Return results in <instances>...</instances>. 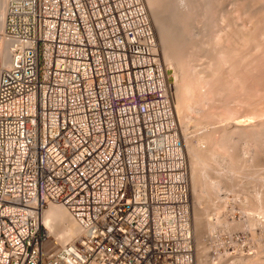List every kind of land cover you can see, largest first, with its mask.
I'll list each match as a JSON object with an SVG mask.
<instances>
[{"label":"built area","instance_id":"1","mask_svg":"<svg viewBox=\"0 0 264 264\" xmlns=\"http://www.w3.org/2000/svg\"><path fill=\"white\" fill-rule=\"evenodd\" d=\"M1 35L0 264H196L172 83L143 0H11ZM217 203L220 253L251 256L252 203ZM50 204L77 239H50Z\"/></svg>","mask_w":264,"mask_h":264},{"label":"rangeland","instance_id":"2","mask_svg":"<svg viewBox=\"0 0 264 264\" xmlns=\"http://www.w3.org/2000/svg\"><path fill=\"white\" fill-rule=\"evenodd\" d=\"M150 1V0H149ZM154 1V2H153ZM157 1L158 0H151L149 3V8L147 7V4L146 3V0H143V3L144 5H146V10H147V13H148V16H149V19L151 21V24L153 23L152 20H151V16L149 15V9H153L154 7H156L157 5ZM228 1V2H227ZM234 1V2H233ZM214 0V3L216 5H214V9L212 10L213 12L210 11V20H212L211 22V26L210 24L209 25H206V23H204L205 21V16L207 14H209V12L206 11V1L204 0H197L195 2H197V4H195V8L197 7V11L196 13L198 14L197 15V20H194L196 22V24L192 27V32H191V36L194 38L193 35L196 34V39H195V43L198 45L197 48H196V51H193L191 49H189L188 47L186 48V57L184 56H181V61L180 59L178 60H173L171 61V59H169V57H166L168 60L166 61V63H164V58H163V55L167 56L170 55V48H167V46H165L163 42L164 39H162V41L160 40L159 36L156 35V32L154 30V33H155V36H156V43H157V54H158V58H159V61L160 63L162 64V66L167 70V73L170 77V81L172 83V86L176 88L179 87H182L181 85L185 82V85L187 84V86H190L189 87H192V88H189V90H186L188 91V95L186 94H183V95H186V96H183L181 95L182 99L186 102L185 107H183V105L181 104L182 103V99L180 100V104H181V107L179 106V110H178V106L176 105L175 107V104L173 102V97H172V106H173V110H174V115H175V118H176V121L178 122V125H179V130H180V136H181V139H182V143H183V147H184V152H185V156H186V159H187V163H188V169H189V186H190V192H191V179H190V172H191V168H193L195 165H196V161L197 163L199 162L200 163V167L198 165V167H196V172L195 170H193L194 174L198 173L200 174L199 175V180L196 182V187H197V191H199L197 193L198 195V199L196 198L198 202V205H196L194 208V210H196L195 212H200L202 209V211L200 212L204 218L206 220L208 219H211L210 221L213 223L215 220L217 215L216 213H220V210L222 208V206H220V209L218 208L217 211H214V207H218V203H217V200H219L221 198V196L223 197H231V196H238L240 197L241 199L243 198L245 201H247L248 204H250V202L252 203V206H253V197L254 195L257 196V193H260L262 195V197H264V113H261V112H264V78L261 77L262 75L264 76V54L261 55V53H264V35L261 34V30L264 28V19L262 18V15H261V7H258L259 5L255 4L256 6H252V12H254V16H255V19L258 20V16H259V20H255V23L253 24L252 22H249L250 20L247 19V16L244 15V8H248V7H245L244 5L242 6V3L246 0ZM242 1V3H241ZM1 2V0H0ZM228 3V4H227ZM247 2H244L243 4H245ZM156 4V5H155ZM202 4V5H201ZM225 4V5H224ZM240 7H238V6ZM199 6V7H198ZM230 6V7H229ZM223 7V8H222ZM226 7V8H225ZM234 7V8H233ZM238 7V8H237ZM243 7V8H242ZM192 8V9H193ZM242 8V10H241ZM193 9V10H194ZM232 9V10H231ZM236 11H234V10ZM240 9V10H239ZM255 10V11H254ZM199 11V12H198ZM228 11V12H227ZM260 11V12H259ZM205 12V13H204ZM207 12V14H206ZM221 12V13H220ZM223 12V13H222ZM232 12V14H230ZM234 12V13H233ZM238 12V13H237ZM243 12V14H242ZM201 15V16H200ZM239 18H237V16ZM243 15V16H242ZM261 15V16H260ZM155 16V15H154ZM221 16V17H220ZM233 16V17H232ZM242 16V17H241ZM246 16V17H245ZM5 17V16H4ZM156 17V16H155ZM199 17V18H198ZM227 17V18H226ZM219 18V19H218ZM225 18V19H224ZM229 18V19H228ZM165 19V21L168 22V20H166L167 18H163ZM218 19V20H217ZM228 19V20H227ZM246 19V20H245ZM226 20V21H225ZM245 20V21H243ZM248 20V21H247ZM164 21V20H163ZM164 21V22H165ZM223 21V22H222ZM235 21V22H234ZM242 21V22H241ZM163 22V23H164ZM228 23V25H227ZM169 26L167 23H164V26ZM200 24V25H199ZM205 24V25H204ZM234 24V25H233ZM241 24V25H239ZM248 24V25H246ZM153 25V24H152ZM219 27L218 29H216L217 27ZM262 25V26H261ZM166 26V30L168 32V34L170 33V29L169 27ZM199 26V27H198ZM207 27V28H204V27ZM227 26V27H226ZM229 26V27H228ZM245 26V27H244ZM252 26V27H250ZM153 27V26H152ZM196 27V29L194 28ZM203 27V29H201ZM216 27V28H215ZM231 27V29H230ZM248 27V28H247ZM169 30H168V29ZM194 28V30H193ZM197 28H200V29H197ZM223 28V30H222ZM252 28L251 32L249 31L250 29ZM261 28V29H260ZM154 29V27H153ZM215 29V30H214ZM223 31H221V30ZM234 29V30H233ZM245 29V30H244ZM247 29V30H246ZM258 31H257V30ZM165 28H164V31H166ZM197 30H201V31H197ZM220 30V31H219ZM227 30V31H226ZM233 30V31H232ZM207 31V33H206ZM228 31H231L228 33ZM242 31H245V32H250L253 34H255V36L253 35L251 39V41H253L251 44L246 45V43H244V39L243 38H239V37H243V35L241 36V34H244L245 32L242 33ZM1 32V31H0ZM198 32V33H197ZM203 32V33H202ZM214 32V33H213ZM237 32V33H236ZM240 32V33H239ZM225 33V34H223ZM235 33V34H233ZM227 34V35H226ZM240 34V35H238ZM167 35V34H166ZM211 35V36H210ZM234 35V36H233ZM237 35V36H236ZM252 35V34H250ZM262 35V36H260ZM0 36H2L0 34ZM223 37V38H221ZM239 39H238V38ZM212 38V39H211ZM207 39V40H206ZM230 39V41H229ZM233 39V41H232ZM237 41H236V40ZM225 40V41H224ZM212 41V42H211ZM232 41V42H231ZM255 41H258L256 42L255 44H253ZM214 42V44H213ZM231 42V43H230ZM240 42V43H239ZM242 42V43H241ZM204 43V44H203ZM220 43V45H219ZM226 43V44H225ZM233 43V44H232ZM235 43V44H234ZM238 43V44H237ZM214 46H213V45ZM237 44V45H236ZM239 44L241 46H239ZM243 44V46H242ZM247 46L245 47L244 46ZM234 48H231L232 46ZM237 47H236V46ZM207 47V48H206ZM213 47V48H212ZM224 47H227L226 49H224ZM247 49H245V48ZM204 48V49H203ZM208 50H206V49ZM217 48V49H216ZM231 48V49H230ZM238 48V49H237ZM240 48H242L240 50ZM254 48V49H253ZM198 49V50H197ZM166 50H169L168 52H166ZM239 50V51H238ZM245 50V51H244ZM254 50V51H253ZM189 51V52H188ZM200 53H199V52ZM212 53H210V52ZM221 51V52H220ZM224 51V52H223ZM227 51V53H225ZM231 51V52H230ZM238 51V52H236ZM243 51V52H241ZM250 51H252V53H250ZM234 52H235V57H234ZM259 54H258V53ZM195 54V57L193 56V54ZM197 53V54H196ZM218 53V54H217ZM220 53V54H219ZM222 53V54H221ZM241 54V56L239 54ZM247 53V54H246ZM258 54L259 57H257L258 55H255ZM184 54V55H185ZM207 54V56H206ZM226 54V55H225ZM231 54V55H230ZM183 55V54H182ZM204 58H202L201 56ZM216 55V57L214 56ZM220 56H223V59L221 57V59L218 57ZM239 55V56H238ZM253 55V56H252ZM260 55H261V58H260ZM190 56V57H189ZM208 56H211L208 58ZM215 58H214V57ZM227 56V57H226ZM238 56V57H237ZM248 56V57H247ZM255 56V57H254ZM193 57V59L191 58ZM230 57V58H229ZM237 57V58H236ZM208 58V59H207ZM211 58H214L212 60H210ZM226 58V59H224ZM234 58V59H233ZM240 58V59H239ZM242 58V59H241ZM244 58V59H243ZM247 58V59H245ZM190 59V60H189ZM192 59V60H191ZM220 59V60H218ZM228 59V60H227ZM233 63H230V61ZM237 59V61H236ZM252 61H251V60ZM255 59V60H254ZM263 59V60H262ZM197 60V61H196ZM200 60V61H199ZM218 62H217V61ZM225 62H224V61ZM247 60V61H246ZM254 60V61H253ZM169 61V62H168ZM182 63H180V62ZM190 62L188 63L189 65H187V62ZM202 61V63H200ZM211 61V62H210ZM262 61V63H261ZM173 62V63H172ZM186 62V63H185ZM206 62V63H205ZM227 62V63H226ZM238 64V66H236V64ZM240 62V64H239ZM255 62V63H254ZM168 63V64H167ZM209 63V64H208ZM217 63V64H216ZM219 63V64H218ZM246 64V65H243ZM179 64V65H178ZM184 64V65H183ZM211 64V65H210ZM242 64V66H241ZM250 64V65H249ZM254 66H253V65ZM177 65V66H175ZM202 65V66H201ZM231 65V66H229ZM233 65V66H232ZM249 65V66H248ZM256 65H257V68H256ZM262 65V66H260ZM191 66H195V67H191ZM205 66V67H204ZM210 66V67H209ZM221 66V67H220ZM244 66V67H243ZM253 66V67H252ZM259 66V67H258ZM182 67L184 69H182ZM213 67V68H212ZM214 67L216 69H214ZM218 67V68H217ZM238 67L240 69H238ZM250 67V68H249ZM255 67V68H254ZM191 70H190V69ZM199 68V70H198ZM211 68V69H210ZM220 68V69H219ZM234 68V69H233ZM242 68V70H241ZM254 68V69H253ZM188 69V71H187ZM194 69V70H193ZM219 69V71L217 70ZM225 69V70H223ZM232 69V70H231ZM237 69V70H236ZM256 69V70H255ZM262 69V70H261ZM181 70V71H180ZM186 70V71H185ZM190 70V71H189ZM197 70V72H196ZM207 72H206V71ZM210 70V71H209ZM218 71V72H215ZM245 70V72H244ZM255 70V71H254ZM258 70V71H257ZM195 71V72H194ZM208 71H209V74L212 75L211 79H210V76L208 74ZM213 71V72H211ZM229 71V72H228ZM238 71V72H237ZM261 71V73H260ZM181 72V73H180ZM223 72V73H222ZM235 72V73H233ZM243 72V74H242ZM247 72V73H246ZM179 73V74H178ZM193 73V75H192ZM200 73V74H199ZM213 73V74H212ZM217 73V74H216ZM228 73V74H226ZM238 73V74H237ZM252 73H255V74H252ZM203 74V76H202ZM206 74V75H205ZM216 74V75H215ZM223 74V75H222ZM236 76H235V75ZM242 74V75H241ZM192 75V76H191ZM219 75V76H218ZM238 75H241V78L238 76ZM255 75L253 78L252 76ZM183 78H182V77ZM199 76V77H198ZM214 76V77H213ZM223 76L224 79L222 78ZM229 76V77H228ZM239 78H238V77ZM184 77H185V80H184ZM187 77V78H186ZM190 77V79H189ZM208 77V78H207ZM216 77H219V78H216ZM228 77V80L227 79ZM231 77V79H230ZM244 77V78H243ZM247 77V78H246ZM257 77H260V78H257ZM179 78L181 80H179ZM205 78V79H204ZM215 78V80H214ZM222 78V79H221ZM226 78V79H225ZM237 78V79H235ZM246 78V82L244 81ZM262 78V79H261ZM193 81H192V80ZM209 79V80H208ZM218 79V80H217ZM250 79V80H248ZM259 79V80H258ZM184 80V81H183ZM217 80V82H216ZM238 80V81H237ZM242 80V81H240ZM255 80V81H254ZM258 80V81H257ZM262 80V81H261ZM181 81V82H180ZM191 81V82H190ZM197 81V82H196ZM201 81V82H200ZM220 81V82H219ZM227 81V82H226ZM232 83H231V82ZM260 81V82H259ZM194 84H193V83ZM209 82V83H208ZM216 82V83H215ZM230 82V83H228ZM236 82V83H235ZM241 82V83H240ZM255 84H254V83ZM262 82V83H261ZM182 83V84H181ZM200 83V85H199ZM206 83V84H205ZM218 83V84H217ZM227 86L229 84H231L230 86L227 87L226 89V84ZM239 83V84H238ZM181 84V85H180ZM212 84V85H211ZM219 84H222V85H219ZM225 84V86H224ZM234 84V85H233ZM241 84V85H240ZM245 84H246V87H245ZM249 84V85H248ZM262 84V85H261ZM238 85H240L238 87ZM194 86V88H193ZM202 86V87H201ZM208 86H211V87H208ZM213 86V87H212ZM218 86V87H216ZM250 86V88L248 87ZM225 87V88H223ZM230 87V88H229ZM244 87V88H243ZM248 87V88H247ZM252 87V88H251ZM254 87V88H253ZM261 87V89H260ZM176 88V89H177ZM206 88V89H205ZM209 88V89H207ZM211 88V89H210ZM221 88V89H220ZM229 88V91L227 92ZM236 88V89H235ZM247 88V89H246ZM196 89V90H195ZM219 89V90H218ZM224 89V90H223ZM231 89V90H230ZM234 89V90H233ZM246 89V90H245ZM255 89V91H253ZM263 89V90H262ZM200 90H202V93L200 94ZM209 90V91H208ZM217 90V92H216ZM221 90V91H220ZM258 90V91H257ZM207 91V92H206ZM232 91H235V92H232ZM247 91V92H246ZM255 92L253 94V92ZM174 92V88H172V96H173V93ZM193 92V93H192ZM206 92V93H205ZM226 92V93H225ZM187 93V92H186ZM195 93H197L195 95ZM207 93L209 95H207ZM212 93V94H211ZM234 93V94H233ZM241 94V98H239L240 94ZM249 93V94H247ZM261 93V94H259ZM203 94V95H202ZM206 94V95H204ZM216 94V95H215ZM221 94V95H220ZM247 94V95H246ZM202 95V96H201ZM212 95V96H211ZM228 95L229 97H232V98H228ZM249 95V96H248ZM255 95V96H254ZM260 95V96H259ZM198 96V97H196ZM200 96V98H199ZM205 96V97H203ZM237 98H235V97ZM245 96V97H244ZM192 97V98H190ZM196 97V98H195ZM249 100H248V98ZM263 97V98H262ZM185 98V99H184ZM212 98V99H211ZM221 98V99H220ZM225 98V99H224ZM198 99V100H197ZM210 99V100H209ZM216 99V100H215ZM231 99V100H230ZM241 99H245V101L241 100ZM253 99V100H252ZM255 99V101H254ZM259 101H258V100ZM189 100V101H188ZM238 100V101H237ZM257 100V101H256ZM203 101V102H202ZM224 101V102H222ZM242 101V102H241ZM183 102V103H185ZM190 102V103H189ZM198 102V103H197ZM205 102V103H204ZM207 102V103H206ZM227 102V103H226ZM248 102V103H247ZM210 105H209V104ZM223 103V104H222ZM232 103V104H231ZM260 103V104H259ZM262 103V104H261ZM248 104V105H247ZM194 105V106H193ZM203 105V106H202ZM228 105V106H227ZM246 105V106H245ZM261 105V107H259ZM263 105V106H262ZM256 106V107H255ZM259 108H258V107ZM234 107V110L233 108ZM242 107V108H241ZM245 107V109H244ZM252 107V108H251ZM181 108H184L181 110ZM188 108V109H187ZM204 108V109H203ZM229 110H228V109ZM254 108V109H253ZM212 109V110H211ZM222 109V110H221ZM248 109V110H247ZM252 109V110H250ZM256 109V110H255ZM177 110V111H176ZM188 110V111H187ZM211 110V111H210ZM237 110V111H236ZM239 110V111H238ZM244 110V111H243ZM259 110V111H258ZM179 111V112H178ZM181 111V112H180ZM223 111V112H222ZM236 111V112H235ZM251 111V113H250ZM254 111V112H253ZM185 112V113H184ZM225 112V113H224ZM235 112V113H234ZM237 112H241V113H237ZM246 112H249V113H246ZM260 112V113H259ZM210 113V114H209ZM215 113V116L214 114ZM213 114V115H211ZM218 114V115H217ZM221 116H220V115ZM228 114V115H227ZM252 114V115H251ZM181 115V116H180ZM210 115V116H209ZM231 115V116H230ZM255 115V116H254ZM213 116V117H212ZM225 116V117H224ZM234 116V118L232 117ZM241 116V117H240ZM179 117V118H177ZM220 117V118H219ZM229 117V118H228ZM183 118V119H182ZM207 118V119H206ZM212 118V119H211ZM227 118V119H226ZM237 120H236V119ZM209 119L211 121H209ZM180 120V121H179ZM259 120V121H258ZM263 120V121H262ZM226 121V122H225ZM230 121V122H229ZM182 122V123H180ZM252 122V123H251ZM230 123V124H229ZM258 123V124H257ZM263 123V124H262ZM233 124V125H232ZM236 124V125H235ZM251 124V125H249ZM256 124V125H255ZM247 125V126H246ZM261 128H260V127ZM238 127V128H236ZM250 127V129H249ZM255 127V128H254ZM257 127V128H256ZM232 128V129H231ZM260 128V129H259ZM236 129V130H235ZM254 129V130H253ZM232 130V131H231ZM239 130V131H238ZM245 130V131H244ZM250 130V131H249ZM253 130V131H252ZM262 130V131H261ZM210 131V132H209ZM216 131V132H215ZM227 133H226V132ZM241 131V132H240ZM251 133L250 135L247 133ZM257 131V132H256ZM259 131V132H258ZM239 132V133H238ZM254 132V133H253ZM261 132V133H260ZM208 133V134H207ZM213 133V134H212ZM215 133V134H214ZM233 133V134H232ZM247 133V134H246ZM254 135H253V134ZM258 133V134H257ZM263 133V134H262ZM211 134V137H209ZM237 134V135H236ZM245 134V135H244ZM203 135V136H201ZM239 135V136H238ZM242 135V136H241ZM247 135V136H246ZM249 135V137H248ZM254 137V136H257L259 137L258 139H261L259 140L260 143H256L254 140H256V138H252L251 137ZM206 136V137H205ZM209 139H208V137ZM219 136V137H218ZM225 136L224 138H221ZM247 138H246V137ZM217 137V138H216ZM204 138V140H203ZM207 138V141L205 140ZM214 139V141L212 142V140ZM217 139V140H216ZM225 139V140H224ZM235 139V140H234ZM241 139V140H240ZM251 139H254L251 141ZM191 140V141H190ZM229 140V141H227ZM245 140V142H244ZM206 141V142H204ZM210 141V142H209ZM216 141V142H215ZM222 143H221V142ZM224 141V142H223ZM228 144H227V142ZM231 141L233 143H231ZM243 141V142H242ZM185 142L192 145L191 147H194L195 151L197 150V153L201 151V153H206L205 155L208 154V156H206V158L203 160L204 164L205 165H202L201 162L202 161H199L196 158L197 154L195 155L194 157V152L193 150L190 152V151H186L187 147L185 145ZM213 143V146H211V144ZM220 142V143H219ZM237 142V144H236ZM239 142V143H238ZM242 142V143H241ZM249 142V143H248ZM211 143V144H210ZM248 143V144H247ZM199 144V145H198ZM203 144V145H202ZM210 144V146L208 145ZM221 144V145H219ZM224 144V146H223ZM230 144V145H229ZM234 144V145H233ZM237 146H236V145ZM204 145H207V146H204ZM229 145V147H228ZM242 145V146H241ZM250 145V146H249ZM254 145V146H253ZM259 145V146H258ZM204 146V148H203ZM232 146V147H231ZM244 146V147H243ZM261 146V147H260ZM211 147V148H210ZM215 147H217L218 149H216ZM226 147L228 149H226ZM231 147V148H230ZM199 148V149H198ZM201 148V149H200ZM206 148V149H205ZM214 148V149H213ZM225 148V149H224ZM230 148V150H229ZM234 148L235 151H234ZM250 148V149H249ZM260 148V150H259ZM263 148V149H262ZM213 149V150H212ZM221 149H223V151H221ZM200 150V151H199ZM217 150V151H216ZM218 150L221 152H218ZM229 150V151H228ZM237 150V152H236ZM243 150V151H242ZM258 150V151H257ZM262 150V152H261ZM235 153H234V152ZM193 152V153H192ZM218 152V154L216 153ZM231 152V153H230ZM246 152V153H245ZM261 152V153H260ZM190 153V154H189ZM228 155H227V154ZM230 153V154H229ZM259 153V154H258ZM199 154V153H198ZM203 154V155H204ZM210 154V155H209ZM213 154V155H212ZM222 154V156L220 155ZM231 154H234L235 156L239 157L238 159L240 160V164H243L242 166H239V164H237L234 161H232L233 163H231V161L229 160H233V158L235 157L234 155L232 156ZM257 158H255V155ZM201 155V154H199ZM203 155L199 156V157H202ZM204 155V156H205ZM215 155V156H214ZM225 155V156H223ZM227 155V157H226ZM213 158L211 159L210 158ZM220 156V157H219ZM229 156L231 159H229ZM216 157V158H215ZM223 157V158H221ZM225 157V158H224ZM244 157L246 159H244ZM209 158V159H207ZM222 160H221V159ZM227 158V159H226ZM236 158V157H235ZM257 159V160H255ZM191 161V164H190V161ZM215 161V163L213 161ZM226 160V161H225ZM243 160V161H242ZM255 160V161H254ZM207 161V162H206ZM209 161V162H208ZM214 163H212V162ZM217 161V162H216ZM248 161V162H247ZM253 161V162H252ZM202 162V163H203ZM235 162V163H234ZM245 162V163H243ZM253 165H252V163ZM256 162V163H255ZM259 162V163H258ZM194 165H193V164ZM217 163V165H216ZM225 163V164H224ZM230 163V164H229ZM258 164H260L262 166L263 164V167L260 169L259 167H257ZM221 166H220V165ZM227 164V165H226ZM229 164V165H228ZM250 165V170L247 171L249 169V165ZM219 165V166H218ZM223 165V167H222ZM231 165H233L234 167H231ZM238 165V166H236ZM248 165V166H247ZM256 165V166H254ZM259 165V166H260ZM193 166V167H192ZM206 166V167H205ZM226 166H229V168H227ZM204 167V168H203ZM226 167V168H225ZM236 167V168H235ZM242 167L246 168V169H243ZM251 170V168H253ZM207 168V169H206ZM238 168V170H237ZM240 168V169H239ZM256 168H259V169H256ZM200 169V170H199ZM203 169V170H202ZM226 169V170H225ZM231 169V170H230ZM235 170L237 172H233L232 171ZM244 171H243V170ZM198 170V172H197ZM230 170V171H229ZM240 170V171H239ZM258 170V171H256ZM262 170L263 173L260 171ZM240 173H239V172ZM245 173H243V172ZM256 171V173H255ZM233 172V173H232ZM248 172L250 174H248ZM255 174H258V175H255L254 176V173ZM258 172V173H257ZM235 173V174H234ZM239 175H238V174ZM260 173V174H259ZM263 175H262V174ZM197 174V175H198ZM246 176H245V175ZM248 174V175H247ZM229 175V176H228ZM244 177L242 178L241 177ZM262 175V176H261ZM237 176V177H236ZM253 176V178H252ZM258 176V177H256ZM260 177H263L261 179H263V182H261L259 180ZM234 179V180H233ZM258 179V180H257ZM201 180V181H200ZM225 180V181H224ZM237 182H234L236 181ZM257 182H255V181ZM201 183H200V182ZM233 181V182H232ZM251 181V182H250ZM260 181V182H258ZM209 182V183H208ZM214 182V183H213ZM226 182V183H224ZM255 182V184L253 183ZM197 183H198V186H197ZM216 183V184H215ZM224 183V185H223ZM258 183H260V187L257 185ZM207 184V185H206ZM212 184V186L210 185ZM239 184V185H238ZM250 184V185H249ZM215 185H219V189L217 190V186ZM222 185V186H221ZM246 185V186H245ZM203 186V187H202ZM208 186V187H207ZM215 186V187H213ZM249 186V187H248ZM256 186V187H255ZM259 187V188H258ZM210 188V189H209ZM256 188V189H255ZM200 189V190H199ZM261 189V190H260ZM216 192H215V191ZM263 190V191H262ZM211 191V192H210ZM245 191V192H244ZM215 192V194H214ZM263 192V193H262ZM212 193V194H211ZM256 193V194H254ZM191 194V193H190ZM206 194V195H205ZM209 194V195H208ZM211 194V195H210ZM196 195V196H197ZM204 196V197H203ZM253 196V197H252ZM252 197V198H251ZM202 200V201H201ZM205 203V204H204ZM216 204V205H215ZM57 205V204H56ZM202 205V206H201ZM204 206V207H203ZM214 206V207H213ZM199 207V208H198ZM201 208V209H200ZM208 208V209H207ZM200 209V210H199ZM212 209V210H211ZM253 209H254V222H253V236H252V239H253V253L252 255L250 256L249 254L246 253V249H245V246L243 248V251H240L238 253H236L233 257H228V258H225V255L223 253H220V249H221V245L219 243V241L217 240H214L212 239V237L221 229H225L224 228V224H221V227H220V223L218 224H215L216 226L213 228V229H210V232H208V230H204L203 233L201 234L202 238L200 241H202V246L204 245V248L206 249L205 250V254H204V257L201 258V263H204V264H264V215H261V213H259V211L257 210V208L255 209L254 206H253ZM257 210V211H256ZM208 212V213H206ZM258 212V213H257ZM198 214V213H197ZM200 216V217H203V216ZM206 216V217H205ZM198 217H199V214H198ZM199 217V218H200ZM210 217V218H209ZM204 218H200V222L202 221L205 225V222L206 220ZM205 220V222H204ZM218 221V220H217ZM201 222V223H202ZM209 222V220H208ZM219 222V221H218ZM193 215H192V229H193ZM202 223V224H203ZM207 223V222H206ZM255 223V224H254ZM43 227L44 229L47 231L50 239L52 241H54V243L58 244V245H61L60 241L58 240L59 237L58 235H62L63 234V230L65 227H67V223H64L62 225H60V227H57L56 229H49L47 226H45L43 224ZM62 227V228H61ZM64 227V228H63ZM240 228H243L244 230L246 229V223L244 221V223L242 225H240ZM58 229H62V230H58ZM239 229V228H238ZM53 231V232H52ZM58 231V232H57ZM205 232V233H204ZM208 233V234H207ZM204 234H207L204 236ZM194 235V234H193ZM207 236V237H206ZM58 237V238H57ZM76 239V238H75ZM74 239V240H75ZM72 240V241H74ZM206 241V243H204ZM60 242V243H59ZM71 242V241H69ZM67 242V243H69ZM66 243V244H67ZM207 245V246H206ZM194 247H195V251H196V244H195V239H194ZM207 255V256H205ZM205 258H206V261H205ZM243 259V260H242ZM244 261V262H243ZM236 262V263H235Z\"/></svg>","mask_w":264,"mask_h":264},{"label":"bare ground","instance_id":"3","mask_svg":"<svg viewBox=\"0 0 264 264\" xmlns=\"http://www.w3.org/2000/svg\"><path fill=\"white\" fill-rule=\"evenodd\" d=\"M11 0H1V2H0V34H2V31H3V26H4V19H5V13H6V9H7V6H8V4H9V2H10ZM151 1V0H150ZM149 0H146V3L145 4H147V7L149 8L150 6H149V3H151ZM195 1H197V0H158L157 1V5H156V7H154L153 9H149V15L151 16V20H152V26L154 27V30H155V32H156V35L157 36H159V38H160V40L162 41V39H164L163 41H165V42H163V43H165L164 45L165 46H167V48H170L169 50H170V55H168L167 56V54H166V56H164L163 55V58H164V63H166V61L168 60L166 57H169V59H171V61H173V60H178V59H180V61H181V56H184V57H186V54H187V52L185 51L186 50V48L188 47L189 49H191V50H193V49H195V50H193V51H196V48H197V44L194 42L195 41V39H196V34L195 35H193L194 36V38L191 36V32H192V27L196 24V22L194 21V20H197V13H196V11H197V7H196V9H194L195 8V4H197V2H195ZM200 1V0H199ZM204 1H206V5H205V7H206V11L207 12H209V14H207V12H206V16L204 17L205 18V21H204V23H206V25H209L210 24V26L212 25L211 23V21L212 20H210V17H211V15H210V11L211 12H213L212 10L214 9V5H215V3H214V0H204ZM231 1H233V0H231ZM236 1V0H235ZM238 1V0H237ZM243 1V0H242ZM242 1H241V3H242ZM154 2V1H153ZM228 2V1H227ZM234 2V1H233ZM244 2H247V3H245V4H243ZM243 3H242V6L244 5L245 7H248V8H244V11L242 10V8H241V10L244 12V15H246L247 16V19L248 20H250L249 22H252L253 24L255 23V20H257V19H255V16H254V12H252L251 10L253 9L252 8V6H256L255 4H257V5H259L258 7H261V15H262V18L264 19V0H246V1H244ZM228 4V3H227ZM202 5V4H201ZM225 5V4H224ZM146 6V5H145ZM238 6V5H237ZM194 7V8H193ZM199 7V6H198ZM215 7H216V5H215ZM230 7V6H229ZM238 7H240V6H238ZM237 7V8H238ZM252 9H251V8ZM194 10H193V9ZM223 8V7H222ZM226 8V7H225ZM234 8V7H233ZM232 10V9H231ZM234 10V9H233ZM240 10V9H239ZM234 11H236V10H234ZM255 11V10H254ZM199 12V11H198ZM228 12V11H227ZM243 12H242V14H243ZM260 12V11H259ZM205 13V12H204ZM221 13V12H220ZM223 13V12H222ZM234 13V12H233ZM238 13V12H237ZM230 14H232V12L230 13ZM156 17H155V16ZM260 15V16H261ZM201 16V15H200ZM237 16V15H236ZM243 16V15H242ZM241 16V17H242ZM245 16V17H246ZM167 18L166 20H168V22L167 21H165V19H163V18ZM221 17V16H220ZM233 17V16H232ZM240 17V16H239ZM238 16H237V18H239ZM199 18V17H198ZM227 18V17H226ZM261 18V17H260ZM259 18V16H258V20L260 19ZM219 19V18H218ZM217 19V20H218ZM225 19V18H224ZM229 19V18H228ZM227 19V20H228ZM255 19V20H254ZM165 22H164V21ZM246 20V19H245ZM245 20H243V21H245ZM247 20V21H248ZM257 20V21H258ZM226 21V20H225ZM260 21V20H259ZM151 22V21H150ZM167 23L169 26H167L166 24V26L167 27H169V29H170V33L168 34V32H167V30H166V26H164V23ZM223 22V21H222ZM235 22V21H234ZM242 22V21H241ZM258 23V22H257ZM257 23H255V25L254 26H256V24ZM200 25V24H199ZM205 25V24H204ZM227 25H228V23H227ZM234 25V24H233ZM239 25H241V24H239ZM246 25H248V24H246ZM216 26V25H215ZM262 26V25H261ZM199 27V26H198ZM217 27V26H216ZM215 27V28H216ZM227 27V26H226ZM229 27V26H228ZM245 27V26H244ZM250 27H252V26H250ZM164 28H165V30L166 31H164ZM195 29H196V27H194ZM194 28H193V30H194ZM204 28H207L206 26L204 27ZM219 27H217L216 29H218ZM248 28V27H247ZM168 29V28H167ZM168 29V30H169ZM197 29H200V28H197ZM201 29H203V27L201 28ZM230 29H231V27H230ZM261 29V28H260ZM204 30V29H203ZM215 30V29H214ZM221 30V29H220ZM219 30V31H220ZM222 30H223V28H222ZM221 30V31H222ZM234 30V29H233ZM232 30V31H233ZM245 30V29H244ZM247 30V29H246ZM251 30H252V28L249 30L250 32H251ZM257 30V29H256ZM198 32L199 31H201V30H197ZM227 31V30H226ZM253 31V30H252ZM258 31V30H257ZM197 32V33H198ZM223 32V31H222ZM229 32H231V31H228V33L227 34H229ZM243 32H245V31H242V33ZM250 32H245L244 34H241V36L243 35V37H239V38H243L244 39V43H246V45H248L249 46V44H251L253 41H251V39H253L252 38V36L254 35L255 36V34H253V32L252 33H250ZM203 33V32H202ZM206 33H207V31H206ZM214 33V32H213ZM237 33V32H236ZM240 33V32H239ZM167 34V35H166ZM223 34H225V33H223ZM226 34V35H227ZM233 34H235V33H233ZM250 34H252V35H250ZM261 34L262 35H264V28L261 30ZM238 35H240V34H238ZM262 35H260V36H262ZM211 36V35H210ZM234 36V35H233ZM237 36V35H236ZM221 38H223V37H221ZM238 38V37H237ZM238 38V39H239ZM212 39V38H211ZM194 40V41H193ZM207 40V39H206ZM236 40V39H235ZM0 41L2 42V45H3V51H2V56H3V64L4 65H7L8 64V60H9V54H8V47H9V44H10V40L9 39H7V38H5V37H2V36H0ZM225 41V40H224ZM229 41H230V39H229ZM232 41H233V39H232ZM231 41V42H232ZM237 41V40H236ZM212 42V41H211ZM230 42V43H231ZM256 42H258V41H255L253 44H255ZM240 43V42H239ZM242 43V42H241ZM204 44V43H203ZM213 44H214V42H213ZM212 44V45H213ZM226 44V43H225ZM233 44V43H232ZM235 44V43H234ZM238 44V43H237ZM236 44V45H237ZM219 45H220V43H219ZM235 45V46H236ZM214 46V45H213ZM232 46V45H231ZM239 46H241L240 44H239ZM242 46H243V44H242ZM244 46H245V44H244ZM237 47V46H236ZM245 47H247V46H245ZM244 47V48H245ZM207 48V47H206ZM205 48V49H206ZM213 48V47H212ZM227 47H224V49H226ZM231 48H234L233 46L231 47ZM230 48V49H231ZM185 49V50H184ZM204 49V48H203ZM217 49V48H216ZM238 49V48H237ZM242 48H240V50H241ZM245 49H247V48H245ZM254 49V48H253ZM169 50H166V52H168ZM198 50V49H197ZM206 50H208V49H206ZM186 52V54H185V52ZM239 51V50H238ZM238 51H236V52H238ZM245 51V50H244ZM254 51V50H253ZM189 52V51H188ZM199 52V51H198ZM210 52V51H209ZM221 52V51H220ZM224 52V51H223ZM231 52V51H230ZM241 52H243V51H241ZM200 53V52H199ZM210 53H212V52H210ZM225 53H227V51L225 52ZM250 53H252V51H250ZM258 53V52H257ZM183 54V55H182ZM185 54V55H184ZM193 54V53H192ZM197 54V53H196ZM218 54V53H217ZM220 54V53H219ZM222 54V53H221ZM239 54V53H238ZM241 54H243V53H241ZM241 54H239L240 56H241ZM247 54V53H246ZM259 54V53H258ZM258 54H256L255 53V55H258ZM262 54H264V53H261V55ZM226 55V54H225ZM231 55V54H230ZM238 55V56H239ZM261 55H260V58H261ZM193 56L195 57V54H193ZM201 56V55H200ZM206 56H207V54H206ZM215 57H216V55H214ZM213 56V57H214ZM237 56V57H238ZM253 56V55H252ZM263 56V55H262ZM190 57V56H189ZM202 57V56H201ZM209 57H211V56H208V58ZM214 57V58H215ZM218 57H219V55H218ZM221 57H222V59H223V56H220L219 58L221 59ZM227 57V56H226ZM234 57H235V52H234ZM236 57V58H237ZM248 57V56H247ZM255 57V56H254ZM257 57H259V55L257 56ZM192 59H193V57H191ZM202 58H204V56L202 57ZM207 58V59H208ZM214 58H211L210 60H212V59H214ZM230 58V57H229ZM183 59V58H182ZM191 59V60H192ZM220 59H218V60H220ZM224 59H226V58H224ZM234 59V58H233ZM240 59V58H239ZM242 59V58H241ZM244 59V58H243ZM245 59H247V58H245ZM184 60V59H183ZM190 60V59H189ZM228 60V59H227ZM251 60V59H250ZM255 60V59H254ZM253 60V61H254ZM263 60V59H262ZM179 61V62H180ZM197 61V60H196ZM200 61V60H199ZM217 61V60H216ZM221 61V60H220ZM224 61V60H223ZM229 61H230V59H229ZM236 61H237V59H236ZM247 61V60H246ZM252 61V60H251ZM169 62V61H168ZM191 62V61H190ZM189 61L187 62V65H189L188 63H190ZM211 62V61H210ZM218 62V61H217ZM225 62V61H224ZM173 63V62H172ZM180 63H182V62H180ZM186 63V62H185ZM200 63H202V61L200 62ZM206 63V62H205ZM227 63V62H226ZM230 63H232L231 61H230ZM235 63V62H234ZM255 63V62H254ZM261 63H262V61H261ZM168 64V63H167ZM209 64V63H208ZM217 64V63H216ZM219 64V63H218ZM233 64V63H232ZM236 64V63H235ZM239 64H240V62H239ZM247 64V63H246ZM246 64H244L243 63V65H246ZM179 65V64H178ZM184 65V64H183ZM211 65V64H210ZM250 65V64H249ZM248 65V66H249ZM253 65V64H252ZM255 65V64H254ZM253 65V66H254ZM175 66H177V65H175ZM202 66V65H201ZM229 66H231V65H229ZM233 66V65H232ZM236 66H238V64H236ZM241 66H242V64H241ZM252 66V67H253ZM260 66H262V65H260ZM264 66V65H263ZM191 67H195V66H191ZM205 67V66H204ZM210 67V66H209ZM221 67V66H220ZM244 67V66H243ZM259 67V66H258ZM185 68V67H184ZM183 67H182V69H184ZM213 68V67H212ZM218 68V67H217ZM250 68V67H249ZM255 68V67H254ZM253 68V69H254ZM256 68H257V65H256ZM262 68H264V67H262ZM186 69V68H185ZM190 69V68H189ZM211 69V68H210ZM214 69H216L215 67H214ZM220 69V68H219ZM219 69H217L218 71H219ZM234 69V68H233ZM238 69H240L239 67H238ZM191 70V69H190ZM189 70V71H190ZM194 70V69H193ZM198 70H199V68H198ZM223 70H225V69H223ZM232 70V69H231ZM237 70V69H236ZM241 70H242V68H241ZM256 70V69H255ZM254 70V71H255ZM262 70V69H261ZM181 71V70H180ZM186 71V70H185ZM187 71H188V69H187ZM206 71V70H205ZM210 71V70H209ZM209 71H208V74H209ZM218 71H216L215 70V72H218ZM258 71V70H257ZM195 72V71H194ZM196 72H197V70H196ZM207 72V71H206ZM211 72H213V71H211ZM229 72V71H228ZM238 72V71H237ZM244 72H245V70H244ZM181 73V72H180ZM223 73V72H222ZM233 73H235V72H233ZM247 73V72H246ZM260 73H261V71H260ZM179 74V73H178ZM200 74V73H199ZM213 74V73H212ZM217 74V73H216ZM215 74V75H216ZM226 74H228V73H226ZM238 74V73H237ZM236 74V75H237ZM242 74H243V72H242ZM241 74V75H242ZM252 74H255V73H252ZM192 75H193V73H192ZM191 75V76H192ZM206 75V74H205ZM209 75H211V74H209ZM223 75V74H222ZM235 75V74H234ZM235 75V76H236ZM241 75H238L240 78H241ZM202 76H203V74H202ZM219 76V75H218ZM237 76V77H238ZM252 76V75H251ZM255 75H253L252 76V78L254 77ZM182 77V76H181ZM199 77V76H198ZM211 77H212V75L210 76V79H211ZM214 77V76H213ZM224 77L225 76H223L222 78L224 79ZM229 77V76H228ZM228 77H227V81H229L228 80ZM238 77V78H239ZM256 77V76H255ZM261 77H263L264 78V76L262 75ZM183 78V77H182ZM187 78V77H186ZM208 78V77H207ZM216 78H219V77H216ZM221 78V79H222ZM244 78V77H243ZM247 78V77H246ZM246 78H245V82H246ZM257 78H260V77H257ZM189 79H190V77H189ZM205 79V78H204ZM230 79H231V77H230ZM235 79H237V78H235ZM242 79V78H241ZM262 79V78H261ZM179 80H181L180 78H179ZM184 80H185V77H184ZM183 80V81H184ZM192 80V79H191ZM209 80V79H208ZM214 80H215V78H214ZM218 80V79H217ZM217 80H216V82H217ZM248 80H250V79H248ZM259 80V79H258ZM257 80V81H258ZM193 81V80H192ZM226 81V82H227ZM238 81V80H237ZM240 81H242V80H240ZM255 81V80H254ZM262 81V80H261ZM181 82V81H180ZM191 82V81H190ZM197 82V81H196ZM201 82V81H200ZM215 82V83H216ZM220 82V81H219ZM231 82V81H230ZM230 82H228V83H230ZM233 82V81H232ZM231 82V83H232ZM243 82V81H242ZM260 82V81H259ZM193 83V82H192ZM209 83V82H208ZM236 83V82H235ZM241 83V82H240ZM254 83V82H253ZM262 83V82H261ZM264 83V82H263ZM182 84V83H181ZM180 84V85H181ZM194 84V83H193ZM206 84V83H205ZM218 84V83H217ZM226 84V83H225ZM225 84H224V86H225ZM239 84V83H238ZM255 84V83H254ZM191 85V84H190ZM189 85V86H190ZM199 85H200V83H199ZM212 85V84H211ZM219 85H222V84H219ZM231 84H229L228 86H230ZM234 85V84H233ZM241 85V84H240ZM240 85H238V87L240 86ZM249 85V84H248ZM262 85V84H261ZM182 87H179L178 86V88H177V86H176V88L175 87H173L172 86V88H174V94H173V102H174V104H175V107H176V105L178 106V110L180 109L179 108V106L181 107V104L183 105V107H185V105L184 104H186V102L182 99V97L183 96H186V95H188L189 93H188V91H186V90H189L188 89V87L189 86H187V84L185 85V82L181 85ZM227 84H226V89H227ZM232 86V85H231ZM230 86V87H231ZM202 87V86H201ZM208 87H211V86H208ZM213 87V86H212ZM216 87H218V86H216ZM229 87V88H230ZM245 87H246V84H245ZM249 88H250V86H248ZM247 87V88H248ZM189 88H192V87H189ZM193 88H194V86H193ZM223 88H225V87H223ZM229 88H228V90H227V92L229 91ZM244 88V87H243ZM246 88V89H247ZM252 88V87H251ZM254 88V87H253ZM206 89V88H205ZM207 89H209V88H207ZM211 89V88H210ZM221 89V88H220ZM236 89V88H235ZM245 89V90H246ZM260 89H261V87H260ZM196 90V89H195ZM219 90V89H218ZM224 90V89H223ZM231 90V89H230ZM234 90V89H233ZM263 90V89H262ZM190 91V90H189ZM191 91H193V90H191ZM190 91V92H191ZM201 92H200V94L202 93V90H200ZM209 91V90H208ZM221 91V90H220ZM253 91H255V89L253 90ZM252 91V92H253ZM258 91V90H257ZM187 92V93H186ZM207 92V91H206ZM205 92V93H206ZM216 92H217V90H216ZM232 92H235V91H232ZM247 92V91H246ZM193 93V92H192ZM226 93V92H225ZM255 92H253V94H254ZM183 94H186V95H183ZM197 93H195V95H196ZM212 94V93H211ZM234 94V93H233ZM240 94V93H239ZM247 94H249V93H247ZM246 94V95H247ZM259 94H261V93H259ZM181 95H183L182 97H181ZM203 95V94H202ZM201 95V96H202ZM204 95H206V94H204ZM207 95H209L208 93H207ZM216 95V94H215ZM221 95V94H220ZM212 96V95H211ZM249 96V95H248ZM255 96V95H254ZM260 96V95H259ZM196 97H198V96H196ZM195 97V98H196ZM203 97H205V96H203ZM235 97V96H234ZM242 96H241V94H240V96H239V98H241ZM245 97V96H244ZM190 98H192V97H190ZM199 98H200V96H199ZM206 98V97H205ZM228 98H232V97H229V95H228ZM236 98V97H235ZM248 98V97H247ZM263 98V97H262ZM183 100L182 101V103L180 104V100ZM185 99V98H184ZM212 99V98H211ZM221 99V98H220ZM225 99V98H224ZM237 99V98H236ZM198 100V99H197ZM210 100V99H209ZM216 100V99H215ZM231 100V99H230ZM241 100H243V99H241ZM248 100H249V98H248ZM253 100V99H252ZM258 100V99H257ZM256 100V101H257ZM189 101V100H188ZM238 101V100H237ZM243 101H245V99L243 100ZM254 101H255V99H254ZM259 101V100H258ZM183 102H185V103H183ZM203 102V101H202ZM222 102H224V101H222ZM242 102V101H241ZM264 102V101H263ZM190 103V102H189ZM198 103V102H197ZM205 103V102H204ZM207 103V102H206ZM227 103V102H226ZM248 103V102H247ZM209 104V103H208ZM223 104V103H222ZM232 104V103H231ZM260 104V103H259ZM262 104V103H261ZM210 105V104H209ZM248 105V104H247ZM264 105V104H263ZM262 105V106H263ZM194 106V105H193ZM203 106V105H202ZM228 106V105H227ZM246 106V105H245ZM256 107V106H255ZM258 107V106H257ZM259 107H261V105L259 106ZM258 107V108H259ZM233 108V110H234V107H232ZM242 108V107H241ZM252 108V107H251ZM262 108V107H261ZM182 109H184V108H181V110ZM188 109V108H187ZM204 109V108H203ZM228 109V108H227ZM244 109H245V107H244ZM254 109V108H253ZM212 110V109H211ZM210 110V111H211ZM222 110V109H221ZM229 110V109H228ZM248 110V109H247ZM250 110H252V109H250ZM256 110V109H255ZM174 111V110H173ZM177 111V110H176ZM183 111V110H182ZM188 111V110H187ZM237 111V110H236ZM235 111V112H236ZM239 111V110H238ZM244 111V110H243ZM259 111V110H258ZM179 112V111H178ZM181 112V111H180ZM223 112V111H222ZM234 112V113H235ZM254 112V111H253ZM185 113V112H184ZM225 113V112H224ZM237 113H241V112H237ZM246 113H249V112H246ZM250 113H251V111H250ZM260 113V112H259ZM261 113H264V112H261ZM210 114V113H209ZM214 114V116H215V113H213ZM213 114H211V115H213ZM218 115V114H217ZM220 115V114H219ZM228 115V114H227ZM252 115V114H251ZM181 116V115H180ZM210 116V115H209ZM221 116V115H220ZM231 116V115H230ZM255 116V115H254ZM213 117V116H212ZM225 117V116H224ZM233 118H234V116H232ZM241 117V116H240ZM177 118H179V117H177ZM220 118V117H219ZM229 118V117H228ZM183 119V118H182ZM207 119V118H206ZM212 119V118H211ZM227 119V118H226ZM236 119V118H235ZM237 120V119H236ZM180 121V120H179ZM209 121H211L210 119H209ZM259 121V120H258ZM263 121V120H262ZM226 122V121H225ZM230 122V121H229ZM180 123H182V122H180ZM252 123V122H251ZM230 124V123H229ZM258 124V123H257ZM263 124V123H262ZM233 125V124H232ZM236 125V124H235ZM249 125H251V124H249ZM256 125V124H255ZM247 126V125H246ZM260 127V126H259ZM236 128H238V127H236ZM255 128V127H254ZM257 128V127H256ZM261 128V127H260ZM259 128V129H260ZM232 129V128H231ZM249 129H250V127H249ZM236 130V129H235ZM254 130V129H253ZM252 130V131H253ZM232 131V130H231ZM239 131V130H238ZM245 131V130H244ZM250 131V130H249ZM262 131V130H261ZM210 132V131H209ZM216 132V131H215ZM226 132V131H225ZM241 132V131H240ZM257 132V131H256ZM259 132V131H258ZM227 133V132H226ZM239 133V132H238ZM247 133H248V131H247ZM246 133V134H247ZM254 133V132H253ZM252 133V134H253ZM261 133V132H260ZM208 134V133H207ZM213 134V133H212ZM215 134V133H214ZM233 134V133H232ZM249 135L251 134V133H248ZM258 134V133H257ZM263 134V133H262ZM237 135V134H236ZM245 135V134H244ZM249 135H248V137H249ZM254 135V134H253ZM201 136H203V135H201ZM239 136V135H238ZM242 136V135H241ZM247 136V135H246ZM245 136V137H246ZM258 136V135H257ZM257 136H254L255 138L257 137ZM206 137V136H205ZM208 137V136H207ZM209 137H211V134H210V136ZM209 137H208V139H209ZM219 137V136H218ZM225 136H223V137H221V138H224ZM251 137H252V135H251ZM254 137H252V138H254ZM211 138H213V137H211ZM217 138V137H216ZM247 138V137H246ZM259 137H257L256 138V140H254V139H251V141L252 140H254L257 144L258 143H260V141L259 140H261V139H258ZM203 140H204V138H203ZM206 141H207V138L205 139ZM217 140V139H216ZM225 140V139H224ZM235 140V139H234ZM241 140V139H240ZM191 141V140H190ZM206 141H204V142H206ZM214 141V139L212 140V142ZM227 141H229V140H227ZM226 141V142H227ZM210 142V141H209ZM211 142V143H212ZM216 142V141H215ZM221 142V141H220ZM219 142V143H220ZM224 142V141H223ZM243 142V141H242ZM241 142V143H242ZM244 142H245V140H244ZM210 143V144H211ZM222 143V142H221ZM229 143H230V141H229ZM231 143H233L232 141H231ZM239 143V142H238ZM249 143V142H248ZM247 143V144H248ZM190 144H192V143H190ZM190 144H188V143H186L185 142V145H186V147H187V149H186V151L188 150V151H192L193 150V152H194V157H195V155L197 154V156H196V158L195 159H197V160H199V161H202L203 162V160L206 158V156H208V154L207 155H205L204 153H201V151L200 152H198L199 154H201V155H203L202 157H199V156H201V155H199L198 153H197V150L195 151V149H194V147H191L192 145H190ZM210 144H208L209 146H210ZM227 144H228V142H227ZM236 144H237V142H236ZM235 144V145H236ZM199 145V144H198ZM203 145V144H202ZM219 145H221V144H219ZM230 145V144H229ZM229 145H228V147H229ZM234 145V144H233ZM204 146H207V145H204ZM204 146H203V148H204ZM211 146H213V143L211 144ZM223 146H224V144H223ZM237 146V145H236ZM242 146V145H241ZM250 146V145H249ZM254 146V145H253ZM259 146V145H258ZM232 147V146H231ZM230 147V148H231ZM244 147V146H243ZM261 147V146H260ZM211 148V147H210ZM216 149H218L217 147H215ZM230 148H229V150H230ZM199 149V148H198ZM201 149V148H200ZM206 149V148H205ZM214 149V148H213ZM212 149V150H213ZM225 149V148H224ZM226 149H228L227 147H226ZM235 149L236 148H234V151H235ZM250 149V148H249ZM263 149V148H262ZM228 150V151H229ZM259 150H260V148H259ZM187 151V152H188ZM217 151V150H216ZM221 151H223V149H221ZM233 151V152H234ZM243 151V150H242ZM258 151V150H257ZM263 151H264V149H263ZM192 152V153H193ZM218 152H220L219 150H218ZM218 152H216L217 154H218ZM236 152H237V150H236ZM261 152H262V150H261ZM260 152V153H261ZM221 153V152H220ZM231 153V152H230ZM229 153V154H230ZM235 153V152H234ZM246 153V152H245ZM190 154V153H189ZM227 154V153H226ZM259 154V153H258ZM210 155V154H209ZM213 155V154H212ZM221 156H222V154H220ZM228 155V154H227ZM227 155H226V157H227ZM232 156L234 155V154H231ZM255 155V154H254ZM215 156V155H214ZM223 156H225V155H223ZM235 156V155H234ZM220 157V156H219ZM236 157V158H235ZM234 158L233 157H231V158H233V160H229V161H231V163H233L232 161H234L235 160V162L237 163V164H239V166H242L243 164H240V158L239 157H237V156H235ZM210 158H211V156H210ZM214 158V157H213ZM213 158H211V159H213ZM216 158V157H215ZM221 158H223V157H221ZM220 158V159H221ZM225 158V157H224ZM230 158V156H229V159H231ZM239 158V159H238ZM255 158H257L256 157V155H255ZM207 159H209V158H207ZM227 159V158H226ZM244 159H246L245 157H244ZM210 160V159H209ZM222 160V159H221ZM255 160H257V159H255ZM254 160V161H255ZM190 161V160H189ZM192 161V160H191ZM191 161H190V164H191ZM213 161V160H212ZM211 161V162H212ZM226 161V160H225ZM243 161V160H242ZM258 161V160H257ZM193 162V161H192ZM201 162V164L202 165H205L204 164V162L202 163ZM207 162V161H206ZM209 162V161H208ZM214 163H215V161H213ZM212 162V163H213ZM217 162V161H216ZM234 162V163H235ZM248 162V161H247ZM253 162V161H252ZM251 162V163H252ZM194 163V162H193ZM192 163V164H193ZM196 163V165H200V163L198 162L197 163V161L195 162ZM194 163V164H195ZM213 163V164H214ZM243 163H245V162H243ZM256 163V162H255ZM259 163V162H258ZM257 163V167H263V164H262V166L260 165V164H258ZM193 164V165H194ZM225 164V163H224ZM230 164V163H229ZM228 164V165H229ZM192 166L193 168H191V172H190V174H191V176H190V179H191V203H192V215H193V237H194V239H195V244H196V251H195V258H196V264H204V263H201V258L202 257H204V254H205V248H204V245L202 246V241H200L201 240V238H202V236H201V234L203 233V231L204 230H208V232H210V229H213L216 225L215 224H218L219 222L217 221V220H215L213 223L210 221L211 219H208L209 220V222H208V220H206L205 218H204V216L200 213V212H197L198 214H199V217L202 215L203 217H200V218H204L205 220H206V222H205V220H204V222H205V225H204V223L202 224L201 222H200V218L198 217V214L195 212L196 210H194L196 207V205H198V202L199 201H197L196 200V198L198 197V195H197V193L199 192V191H197V187H196V182L199 180V175L200 174H198L199 172H201V171H199L198 172V170H197V174L195 173L194 174V172H193V170H195V172H196V167H198V166ZM216 165H217V163H216ZM220 165V164H219ZM218 165V166H219ZM227 165V164H226ZM249 165V164H248ZM247 165V166H248ZM252 165H253V163H252ZM260 165V166H259ZM221 166V165H220ZM236 166H238V165H236ZM254 166H256V165H254ZM200 167V166H199ZM198 167V168H199ZM206 167V166H205ZM222 167H223V165H222ZM227 168H229V166H226ZM225 167V168H226ZM231 167H234L233 165H231ZM204 168V167H203ZM224 168V167H223ZM236 168V167H235ZM243 169H246V168H244V167H242ZM259 168H256V169H259ZM260 168V169H261ZM193 169V170H192ZM207 169V168H206ZM240 169V168H239ZM242 169V170H243ZM252 169H254V167L253 168H251V170ZM264 169V168H263ZM200 170V169H199ZM203 170V169H202ZM226 170V169H225ZM231 170V169H230ZM229 170V171H230ZM237 170H238V168H237ZM250 170V165H249V169L247 170V171H249ZM255 170V169H254ZM232 171L234 172L235 170H233L232 169ZM240 171V170H239ZM238 171V172H239ZM244 171V170H243ZM242 171V172H243ZM247 171H245V172H247ZM253 171V170H252ZM256 171H258V170H256ZM256 171H255V173H256ZM262 173H263V171L262 170H260ZM232 172V173H233ZM235 172H237V171H235ZM245 172H243V173H245ZM240 173V172H239ZM254 173V172H253ZM254 173V176L255 175H258V174H255ZM258 173V172H257ZM261 173V174H262ZM235 174V173H234ZM238 174V173H237ZM246 174V173H245ZM244 174V175H245ZM248 174H250L249 172H248ZM247 174V175H248ZM260 174V173H259ZM264 174V173H263ZM262 174V175H263ZM239 175V174H238ZM261 175V176H262ZM198 176V177H197ZM229 176V175H228ZM246 176V175H245ZM259 176V175H258ZM258 176H256V177H258ZM237 177V176H236ZM241 177H242V175H241ZM242 178H244V177H242ZM252 178H253V176H252ZM261 178H263V177H260L259 178V180L261 181V182H263V179H261ZM234 180V179H233ZM258 180V179H257ZM256 180V181H257ZM201 181V180H200ZM199 181V182H200ZM225 181V180H224ZM255 181V180H254ZM255 181V182H256ZM260 181H258V182H260ZM233 182V181H232ZM234 182H237V180L236 181H234ZM251 182V181H250ZM255 182H253L254 184H255ZM260 182V183H261ZM201 183V182H200ZM209 183V182H208ZM214 183V182H213ZM224 183H226V182H224ZM224 183H223V185H224ZM257 183V182H256ZM260 183H258L257 185L259 186L260 185ZM216 184V183H215ZM262 184V183H261ZM207 185V184H206ZM211 186H212V184H210ZM239 185V184H238ZM250 185V184H249ZM197 186H198V183H197ZM215 186H217V185H215ZM215 186H213V187H215ZM219 186V185H218ZM217 186V190L219 189V187ZM222 186V185H221ZM246 186V185H245ZM203 187V186H202ZM208 187V186H207ZM249 187V186H248ZM256 187V186H255ZM260 187V186H259ZM258 187V188H259ZM264 188V187H263ZM210 189V188H209ZM256 189V188H255ZM200 190V189H199ZM261 190V189H260ZM215 191V190H214ZM263 191V190H262ZM211 192V191H210ZM216 192V191H215ZM215 192H214V194H215ZM245 192V191H244ZM263 193V192H262ZM212 194V193H211ZM210 194V195H211ZM254 194H256V193H254ZM197 195V196H196ZM206 195V194H205ZM209 195V194H208ZM204 197V196H203ZM253 197V196H252ZM251 197V198H252ZM198 199V198H197ZM220 199H222V196H221V198ZM219 199V200H220ZM253 199V206H254V208L256 209L257 208V210L259 211V213H261V215H264V197H262V195L260 194V193H257V196L256 195H254V197L252 198ZM202 201V200H201ZM245 201V200H244ZM205 204V203H204ZM216 205V204H215ZM244 205V204H243ZM202 206V205H201ZM245 206V205H244ZM195 207V208H194ZM204 207V206H203ZM214 207V206H213ZM199 208V207H198ZM218 208L219 207H214L213 209H214V211H217L218 210ZM201 209V208H200ZM199 209V210H200ZM208 209V208H207ZM212 210V209H211ZM256 210V211H257ZM206 213H208V212H206ZM258 213V212H257ZM217 214V213H216ZM206 217V216H205ZM210 218V217H209ZM216 219V218H215ZM223 222V221H222ZM64 223H67V227H63L64 228V230L62 231L63 232V234L61 235H58V237H59V241L61 242H59L61 245H64V244H66L67 242H69V241H71L72 242V240H74L75 238L77 239L78 238V236H79V233H80V230L78 229V227H77V225L72 221V219L70 218V216L68 215V213L66 212V210L62 207V206H60V205H56V204H50V205H48L47 207H46V209L44 210V212L42 213V216H41V225L43 226V224L45 225V226H47L49 229H56L57 227H60V225H62V224H64ZM255 224V223H254ZM62 228V227H61ZM51 229V230H52ZM53 229V230H54ZM58 230H62V229H58ZM53 232V231H52ZM58 232V231H57ZM205 233V232H204ZM208 234V233H207ZM207 234H204V236L205 235H207ZM57 237V238H58ZM207 237V236H206ZM204 243H206V241L204 242ZM207 246V245H206ZM205 256H207V255H205ZM243 260V259H242ZM205 261H206V258H205ZM244 262V261H243ZM236 263V262H235Z\"/></svg>","mask_w":264,"mask_h":264}]
</instances>
